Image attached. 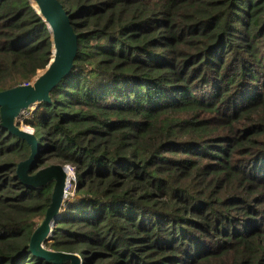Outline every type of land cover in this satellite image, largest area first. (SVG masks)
<instances>
[{
    "label": "trees",
    "instance_id": "16d2710c",
    "mask_svg": "<svg viewBox=\"0 0 264 264\" xmlns=\"http://www.w3.org/2000/svg\"><path fill=\"white\" fill-rule=\"evenodd\" d=\"M59 1L74 69L24 119L44 143L31 173L76 176L45 245L82 264H264V0ZM52 50L30 0H0V91ZM30 154L0 112V264H55L30 247L55 184L24 185Z\"/></svg>",
    "mask_w": 264,
    "mask_h": 264
},
{
    "label": "water",
    "instance_id": "95a60500",
    "mask_svg": "<svg viewBox=\"0 0 264 264\" xmlns=\"http://www.w3.org/2000/svg\"><path fill=\"white\" fill-rule=\"evenodd\" d=\"M37 13L48 25L52 35L53 54L56 60L48 63L41 74L32 83L0 91V112L2 125L9 132L23 140L31 147L30 156L19 163L17 174L24 185L32 188L42 187L54 181L52 202L47 209L44 220L36 228L30 240L34 255L55 264H82V257L77 253L47 249L46 241H51L56 225L66 206L69 178L66 165L52 164L31 173L37 166L42 154L43 139L35 129L26 126L18 117L25 110L34 111L42 102L51 101V92L74 69L78 54L79 37L71 16L59 0H30ZM34 2L37 3L35 7ZM41 71H39L40 73ZM73 195L70 196L72 199Z\"/></svg>",
    "mask_w": 264,
    "mask_h": 264
},
{
    "label": "built area",
    "instance_id": "2783aa9c",
    "mask_svg": "<svg viewBox=\"0 0 264 264\" xmlns=\"http://www.w3.org/2000/svg\"><path fill=\"white\" fill-rule=\"evenodd\" d=\"M32 82H33V81H32ZM32 82H31V83H32ZM31 113H32L31 110H25V111H23V112L20 114V116H21V117H20V121L22 122L25 118L29 117ZM66 167H67V169H68V168L72 169L73 172H74V168H73L71 165H66ZM73 181L76 182L75 172H74V178H73V180L70 181L69 184H68V186H67V197H70L71 195H73L72 191H70L71 188L74 187V185H73Z\"/></svg>",
    "mask_w": 264,
    "mask_h": 264
},
{
    "label": "rangeland",
    "instance_id": "374dc122",
    "mask_svg": "<svg viewBox=\"0 0 264 264\" xmlns=\"http://www.w3.org/2000/svg\"><path fill=\"white\" fill-rule=\"evenodd\" d=\"M53 49H54V48H53ZM42 72H43V70H41V72H40L39 74H41ZM37 77H38V76H37ZM37 77H36V78H37ZM36 78H35L34 80H36ZM21 113H22V112H21ZM20 117H21V116L18 117L19 120H20ZM26 126L30 127L32 130L34 129V128H32L31 126H29V125H27V124H26ZM69 181H71V180H69ZM70 191H72V193H73V192L75 191V187H72ZM67 198H70V197H67ZM45 247H46L47 249H50V248H48L46 245H45Z\"/></svg>",
    "mask_w": 264,
    "mask_h": 264
},
{
    "label": "bare ground",
    "instance_id": "6f19581e",
    "mask_svg": "<svg viewBox=\"0 0 264 264\" xmlns=\"http://www.w3.org/2000/svg\"><path fill=\"white\" fill-rule=\"evenodd\" d=\"M55 60H56V54H55L54 60H53V62L51 64H53L55 62Z\"/></svg>",
    "mask_w": 264,
    "mask_h": 264
}]
</instances>
